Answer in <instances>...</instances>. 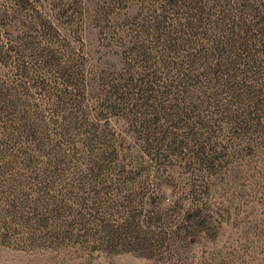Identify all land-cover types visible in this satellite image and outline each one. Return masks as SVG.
Returning <instances> with one entry per match:
<instances>
[{"label": "rangeland", "instance_id": "obj_1", "mask_svg": "<svg viewBox=\"0 0 264 264\" xmlns=\"http://www.w3.org/2000/svg\"><path fill=\"white\" fill-rule=\"evenodd\" d=\"M0 264H264V0H0Z\"/></svg>", "mask_w": 264, "mask_h": 264}]
</instances>
